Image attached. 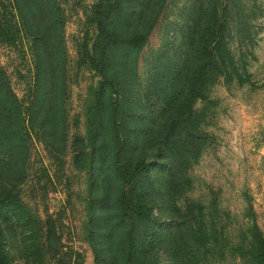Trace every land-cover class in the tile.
Masks as SVG:
<instances>
[{"label": "rangeland", "instance_id": "obj_1", "mask_svg": "<svg viewBox=\"0 0 264 264\" xmlns=\"http://www.w3.org/2000/svg\"><path fill=\"white\" fill-rule=\"evenodd\" d=\"M104 1L0 0V67L29 110L24 143L12 141L24 147L12 155L10 166L6 157L0 161V197L10 192L21 202L20 209L0 214L9 264H104L110 255L107 207L99 202L108 190L102 183L112 147L104 122L109 98L129 99L128 119L156 109L136 99L162 63L179 62L201 4L168 0L136 67H128L130 77L111 88L104 82V39L97 21L96 6ZM115 1L127 0H109ZM219 12L227 41V50L221 49L226 60L217 63L223 72L210 71L204 96L191 103L187 132L181 141L172 139L180 154L178 181L167 185L173 163L159 156L143 176L153 183L146 201L159 227L183 221L181 252L192 264H264V0H219ZM117 17L124 28L123 17ZM117 53L111 72L124 70V49ZM189 53L194 55L195 45ZM51 69L58 93L47 115ZM139 118L127 126L144 127ZM155 146L159 153L158 142ZM166 260L165 255L162 264Z\"/></svg>", "mask_w": 264, "mask_h": 264}, {"label": "trees", "instance_id": "obj_2", "mask_svg": "<svg viewBox=\"0 0 264 264\" xmlns=\"http://www.w3.org/2000/svg\"><path fill=\"white\" fill-rule=\"evenodd\" d=\"M167 1L127 0L123 4L122 1L114 3L108 0V3L104 1V5L102 2L96 6L98 26L104 39L102 48L105 85L112 88L118 86L122 79L130 77L128 67L131 64L136 67L139 54L159 22ZM200 2L199 10L194 9L190 24L191 41L179 56V62L162 63L165 67L158 69L157 77L136 99L140 106H148V103H151L156 109L150 110L144 117L133 113L128 119L125 110L129 99L126 96L120 100L109 98L111 109L106 116L104 115V122L112 134V147L106 159L104 157L107 164L104 169H107L109 174L104 175L102 183L108 190L103 201L99 202L107 207L103 216L106 226L104 236L108 241L107 249L110 255L104 259V264H162L165 255L167 264H192V260L183 256L181 252V248L186 247L185 224L179 220L175 224L171 222L159 227L155 223L154 207L146 201L153 195L150 190L153 189V183L150 178L143 176L147 174L150 163L156 162L161 156L170 164L173 163L166 173L167 185L169 181L174 183L178 181L176 165L180 160V154L177 147L171 145L172 139L181 141L182 133L187 132V118L192 111L191 103L196 97L204 96L210 71L223 72V68L217 63L219 58L223 62L226 60L221 49L227 50V41L224 23L220 18L219 0ZM117 15L123 17L124 28L116 24ZM131 25L133 31L131 29L128 32L126 29ZM10 38H12L10 42L15 43L14 36ZM193 45L195 53L191 56L188 51ZM119 48L124 49L122 53L124 70L111 72L109 67L113 69L112 63H116L118 59ZM50 75L52 95L47 102L49 108L47 115L54 109V99L58 93L56 89L58 83L52 69ZM192 81L197 83L196 88L192 87ZM184 99L187 101L186 105L178 115L172 117L171 113ZM38 102L39 100L34 106ZM28 111L5 81L4 71L0 67V161H4L6 157L5 162L8 166L16 150H22L24 147L22 144L13 145L12 141L18 139L24 143L26 122L24 113ZM139 116L146 125L142 128L137 125L130 129L127 126L129 120L132 118L131 120L138 121ZM150 122L154 124L153 128H149ZM133 135L139 138V143L135 141L133 143V138L131 139ZM156 142L159 144V153L156 151ZM2 164L4 167L5 164ZM144 183L148 187L145 186L147 190L141 193L139 188L143 187ZM112 188H116V193L110 192ZM12 206L15 210L20 209V200L13 197L10 192L0 197V214L5 215L8 212L6 209ZM173 230L175 233L170 240ZM2 235L3 229H0V264H9L8 256L3 249Z\"/></svg>", "mask_w": 264, "mask_h": 264}]
</instances>
